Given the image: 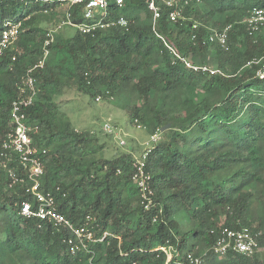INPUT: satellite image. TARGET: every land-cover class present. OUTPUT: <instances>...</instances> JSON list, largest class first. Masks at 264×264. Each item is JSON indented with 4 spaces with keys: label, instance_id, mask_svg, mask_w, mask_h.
Masks as SVG:
<instances>
[{
    "label": "trees",
    "instance_id": "16d2710c",
    "mask_svg": "<svg viewBox=\"0 0 264 264\" xmlns=\"http://www.w3.org/2000/svg\"><path fill=\"white\" fill-rule=\"evenodd\" d=\"M149 2L111 6L109 20L123 16L128 28L85 35L63 26L33 73L37 94L27 113L35 145L47 151L41 191L93 234L72 254L71 230L20 215L22 202L36 203L27 180L12 185L1 152L18 85L43 59L50 27L67 13L83 23L82 7L0 0V41L8 22L20 24L18 41L0 55V264H179L188 254L203 264H264V252H214L223 228H248L264 249V24L251 34L247 24L264 0H192L175 23L158 0L155 25ZM228 27L225 49L211 37ZM68 91L117 101L132 124L160 132L146 168L153 208L132 180L134 147L119 151L101 130H78L61 100ZM10 167L23 176L21 166Z\"/></svg>",
    "mask_w": 264,
    "mask_h": 264
},
{
    "label": "built area",
    "instance_id": "2783aa9c",
    "mask_svg": "<svg viewBox=\"0 0 264 264\" xmlns=\"http://www.w3.org/2000/svg\"><path fill=\"white\" fill-rule=\"evenodd\" d=\"M39 2L40 0H35ZM50 2V0H43ZM62 1V0H61ZM65 2L66 10H69L73 6L82 7L83 23H73L71 15L67 13L66 20H62L54 29L49 31L46 35L44 44V57L31 69L28 70L25 77H23L21 83L18 85L19 95L12 102L10 121L11 130L6 133L2 142L1 152V165L8 170L9 177L12 180V185L17 182H24L27 180L29 186L27 193L30 194L36 206L32 203L24 201L21 204L20 215L27 219L35 218L43 223H51L54 226H63L72 231L73 237L68 239V245L72 254H75L78 250L86 247V242L93 240V234L87 227L75 228L69 220L66 219L58 211L56 198L53 193H43L41 191V179L45 173V165L43 157L47 154V151L38 148L31 136L33 131L37 128L32 127L28 123V110L34 104V100L37 94L35 86V80L33 73L36 69L43 68L45 65V59L48 56L47 48L53 42L54 35L63 26L73 27L85 35H94L97 31L107 30L111 27L119 26L122 28H128V20L121 16L117 20H109L110 8L112 5L122 8L129 0H63ZM158 0H150L149 11L153 15V24L157 22L161 17V10L158 5ZM169 12V18L172 22H178L183 18V6L190 4L192 0H160ZM250 34L259 30L260 26L264 24V8H256L252 11L250 17L247 19ZM199 26L195 25V28ZM230 28L224 29L221 33H216L211 37V41L217 40L222 48L228 49V33ZM20 36V24H13L8 22L6 24V30L3 32V36L0 41V55L8 48L14 46ZM16 58L14 57L13 60ZM183 60V59H182ZM187 67L194 70L211 71L208 66L196 67L190 62L183 60ZM214 73V71H211ZM259 78L264 79V67L263 70L258 72ZM101 97H97L96 101L100 102ZM141 127V125L139 126ZM105 131H112L110 126H105ZM161 134L157 131L151 135L149 142L146 144L147 148L144 153L136 159L134 163V175L132 180L134 184L139 188L142 196V204H144L146 210H150L154 207V201L152 199L153 190L150 186L151 174L146 171L148 155L151 148L159 140ZM120 144H124L123 141ZM15 163L21 166L23 169V176H19L13 168H9V164ZM214 252L223 258L229 253L251 257L255 254H261L256 237L248 228L241 230H233L229 228H223L220 232V236L214 246ZM171 259V255L169 256ZM179 264H203L202 258L195 257L191 254L186 256L185 261Z\"/></svg>",
    "mask_w": 264,
    "mask_h": 264
},
{
    "label": "rangeland",
    "instance_id": "374dc122",
    "mask_svg": "<svg viewBox=\"0 0 264 264\" xmlns=\"http://www.w3.org/2000/svg\"><path fill=\"white\" fill-rule=\"evenodd\" d=\"M66 9V6L63 7V11ZM49 26L46 25V27ZM50 28L54 29V27ZM61 100L67 103L66 109L78 130H101L104 135L111 137L107 138V143L114 149L126 151L129 146H133L136 159L146 150L150 134L143 126L139 127L140 125L129 121L121 103L103 100L94 102L88 96L74 91L66 92ZM105 126H110L112 131H105ZM121 141L124 144H120ZM181 229L185 227L181 226Z\"/></svg>",
    "mask_w": 264,
    "mask_h": 264
}]
</instances>
